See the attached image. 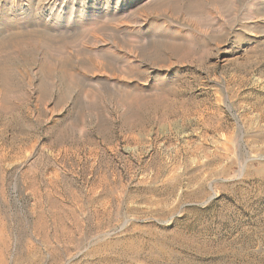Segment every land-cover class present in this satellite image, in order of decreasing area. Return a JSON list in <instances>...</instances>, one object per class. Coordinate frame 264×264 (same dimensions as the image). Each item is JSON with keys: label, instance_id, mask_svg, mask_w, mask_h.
I'll list each match as a JSON object with an SVG mask.
<instances>
[{"label": "rangeland", "instance_id": "rangeland-1", "mask_svg": "<svg viewBox=\"0 0 264 264\" xmlns=\"http://www.w3.org/2000/svg\"><path fill=\"white\" fill-rule=\"evenodd\" d=\"M39 1L0 0V264H264V7Z\"/></svg>", "mask_w": 264, "mask_h": 264}, {"label": "bare ground", "instance_id": "bare-ground-1", "mask_svg": "<svg viewBox=\"0 0 264 264\" xmlns=\"http://www.w3.org/2000/svg\"><path fill=\"white\" fill-rule=\"evenodd\" d=\"M32 1V0H31ZM39 1V0H38ZM77 1L78 0H40L37 4H36V11H38L39 13H42V15H43V19L45 18L46 20H47V23H61V22H63V21H65L66 19H68V20H77L78 22H81V23H84V22H86V21H88V20H90V19H92V17L90 16V15H87V12L86 11H77V6H76V3H77ZM105 1V5L103 6H100L99 5V2L97 3V4H95L96 6H95V10H96V14H98V16H100V15H102V16H104V20H110V22L111 21H113V19L115 18L114 16L116 15V14H120L121 13V15H124L125 13H126V11L127 10H130L129 9V7H130V4H131V0H104ZM171 1V0H170ZM228 1H230V0H228ZM69 2H71V5L69 6ZM190 2V1H189ZM198 2V1H197ZM234 2V1H233ZM34 3V2H33ZM96 3V2H95ZM153 3V2H152ZM60 4H61V6H60ZM154 4V3H153ZM193 4V3H192ZM200 4V3H199ZM235 4V3H234ZM31 5V4H30ZM156 5V4H155ZM198 5V4H197ZM69 6V7H68ZM196 6V5H195ZM199 7H201V5H198ZM208 6V5H207ZM189 7V6H188ZM203 7V6H202ZM264 7V0H254V1H252L251 3H250V8H251V10H253V11H257V10H259V9H261V8H263ZM69 8V9H68ZM141 8V7H140ZM191 8V7H190ZM195 8H197V7H195ZM195 8H194V10H195ZM210 8V7H209ZM15 9V8H14ZM198 9V8H197ZM201 9V8H200ZM12 10H13V8H12ZM31 10V9H30ZM189 10V9H188ZM212 10V9H211ZM211 10H210V12H211ZM10 11V10H9ZM139 11H140V9H139ZM259 11H261V10H259ZM1 12V11H0ZM132 12V11H131ZM136 12H138V11H136ZM199 12V11H198ZM207 12H208V9H207ZM262 12V11H261ZM201 13H202V11H201ZM205 13V12H204ZM1 14V13H0ZM199 14V13H198ZM38 15V14H37ZM130 15H132V14H130ZM141 15V14H140ZM200 15V14H199ZM201 15H207L206 13L205 14H201ZM211 15V14H210ZM264 15V14H263ZM262 15V17H264ZM145 16V15H144ZM143 16V17H144ZM188 16V15H187ZM191 16V15H190ZM34 17V16H33ZM32 17V18H33ZM39 17H41V16H39ZM93 17H95V20H97L96 18H99V17H96V16H94V14H93ZM125 17H128V16H125ZM124 17V18H125ZM132 17V16H131ZM138 17H140V16H138ZM195 17H197V16H195ZM201 17V16H200ZM207 17V16H206ZM124 18L122 17V19L124 20ZM141 18V17H140ZM203 17H201V19H202ZM208 18V17H207ZM12 19V18H11ZM41 19V18H40ZM116 19V18H115ZM129 19H131L130 17H129ZM138 19V18H137ZM137 19H136V21H135V18H134V23L136 22L137 23ZM145 19V18H144ZM1 20V19H0ZM9 20V19H8ZM95 20H93V21H95ZM118 20V19H117ZM132 20V19H131ZM98 21V20H97ZM122 21V20H121ZM196 21H197V19H196ZM3 22V21H2ZM1 22V23H2ZM67 22V21H66ZM114 22V21H113ZM127 22V21H126ZM130 22H132L131 24H133L134 25V23H133V21H130ZM144 22V21H143ZM4 23V22H3ZM8 23V22H7ZM90 23V22H89ZM88 23V24H89ZM96 22H94V23H92L94 26H96V27H98L99 25L97 24H95ZM145 23V22H144ZM143 23V24H144ZM162 23V22H161ZM13 24H15V23H13ZM41 24V23H40ZM39 24V25H40ZM91 24V25H92ZM110 24V23H109ZM114 24V23H113ZM113 24H111V25H113ZM116 24V23H115ZM114 24V25H115ZM124 24H126V23H124ZM128 25H131V24H129V23H127ZM126 24V26H122V24H119V25H121L120 27H119V25L117 24V26L119 27V28H124V32H130V30H128L130 27H128V25ZM146 24V23H145ZM202 24V23H201ZM1 25V24H0ZM10 25V24H9ZM8 25V26H9ZM44 25V24H43ZM46 25V24H45ZM44 25V26H45ZM52 25V24H51ZM66 25V24H65ZM83 25V24H82ZM102 25H104V24H100V26L102 27ZM107 25H108V22H107ZM142 25V24H141ZM38 26V25H37ZM71 26V25H70ZM116 26V27H117ZM172 26V25H171ZM203 26V25H202ZM208 26V25H207ZM2 27V26H1ZM0 27V28H1ZM6 27V26H5ZM48 27V26H47ZM85 27H87V26H85ZM95 27V28H96ZM104 27V26H103ZM106 27V26H105ZM110 26L108 25V28H109ZM113 26H111V28H112ZM197 27H199V25L197 26ZM4 28V27H3ZM12 28V27H11ZM46 28V27H45ZM100 28V27H99ZM48 29H51V28H48ZM47 29V30H48ZM53 29V28H52ZM56 29V28H55ZM54 29V30H55ZM87 29V28H86ZM93 29H94V27H93ZM131 29V28H130ZM152 29L154 30V29H159L158 31H156L155 33H157L158 35H164V36H167V38H169V39H172L173 41H178L179 43L180 42H186L187 40L189 41L190 39H195V34H193L191 31H189V32H187L186 31V33H180V32H178V30H176V29H173V28H170V29H168V27L166 28V27H164V26H154V27H152ZM178 29V28H177ZM179 29H180V27H179ZM182 29V28H181ZM6 30V29H5ZM10 31H11V29H9ZM89 30H91V29H89ZM97 30V29H96ZM113 30L114 29H112V31H111V33L113 32ZM122 30V29H121ZM140 30H141V28H140ZM194 30V29H193ZM1 31V30H0ZM49 31H51V30H49ZM99 31V30H98ZM100 31H102V28H101V30ZM105 31V30H104ZM149 31V30H148ZM56 32V31H55ZM86 32V31H85ZM90 32V31H89ZM93 32H94V30H93ZM138 32V31H137ZM1 33V32H0ZM6 33H7V31H6ZM16 33V32H15ZM23 33V32H22ZM49 33V32H48ZM98 33V32H97ZM17 34V36H19L18 35V33H16ZM16 34H15V36H16ZM19 34H20V32H19ZM87 34H88V32H87ZM91 34V33H90ZM93 34V33H92ZM115 34H117V33H115ZM115 34H113V35H115ZM125 34V33H124ZM1 35H3V34H0V36ZM14 35V34H13ZM93 35H95V34H93ZM6 36V35H5ZM8 36V35H7ZM15 36H13V37H15ZM16 36V37H17ZM96 36V35H95ZM116 36V35H115ZM124 36V35H123ZM128 36V35H127ZM154 36V35H153ZM145 37V36H144ZM155 37V36H154ZM159 37V36H158ZM19 38V37H18ZM29 38V37H28ZM31 38H32V36H31ZM34 38V37H33ZM32 38V39H33ZM92 38H94V36H92ZM97 38V37H96ZM94 38V40L93 41H96L97 42V39H99L100 38V36H99V38ZM133 38H135V37H133ZM138 38V37H137ZM161 38V37H160ZM159 38V39H160ZM165 38V37H164ZM5 39H7V38H5ZM156 39V38H155ZM30 40V39H29ZM34 40H36V39H34ZM130 40V39H129ZM135 40V39H134ZM157 40V39H156ZM40 41H42L41 39H40ZM92 41V42H93ZM104 41V40H103ZM149 41V40H148ZM155 41V40H154ZM20 42V41H19ZM32 42H33V40H32ZM76 42V41H75ZM79 41H77L76 43H78ZM80 42H81V40H80ZM86 42H88V40L86 41ZM90 42V41H89ZM96 42H94V45L95 44H98V43H96ZM2 43H3V40H2ZM5 43V42H4ZM8 43H10V41L8 42ZM22 43V42H21ZM34 43V42H33ZM105 43V42H104ZM150 43V42H149ZM172 43V42H171ZM193 43V42H192ZM41 44V43H40ZM63 44H64V42H63ZM80 44V43H79ZM88 44H90V43H88ZM174 45H175V42L173 43ZM183 44V43H182ZM27 45H28V43H27ZM70 45V44H69ZM85 45H87V43L85 44ZM84 45V46H85ZM93 45V46H94ZM98 45H100V44H98ZM177 45V44H176ZM180 45V44H179ZM13 46V45H12ZM31 46V45H30ZM30 46H27L28 48L30 47ZM33 46V45H32ZM32 46H31V48H32ZM37 46H38V43H37ZM43 46V45H42ZM45 46V45H44ZM64 46V45H63ZM81 46V45H80ZM83 46V45H82ZM88 46H90V45H87V47ZM106 46V45H105ZM178 46V45H177ZM18 47V46H17ZM61 47V46H60ZM75 47H76V45H75ZM92 47V46H91ZM90 47V48H91ZM98 47V46H97ZM104 47V46H103ZM3 48V47H2ZM4 48H5V45H4ZM14 48V47H13ZM24 47H22V49H23ZM50 48V47H49ZM85 48H86V46H85ZM94 48V47H93ZM99 48V47H98ZM110 48H112V47H110ZM1 49V48H0ZM27 49V48H26ZM51 49V48H50ZM63 49V48H62ZM82 49V48H81ZM87 49H89V48H87ZM97 49V48H96ZM108 49V48H107ZM6 50L8 51V48H6ZM55 50V49H54ZM64 50V49H63ZM68 50V49H67ZM73 50V49H72ZM90 50V49H89ZM65 51V50H64ZM71 51V50H70ZM78 51V50H77ZM111 51V50H110ZM110 51H108V52H110ZM2 52V51H1ZM13 52V51H12ZM58 52H59V50H58ZM62 52V51H61ZM82 52V51H81ZM81 52H79V53H81ZM100 52H102V51H100ZM106 52V51H105ZM116 51H114V53H115ZM8 53H11V51L9 52L8 51ZM14 53V52H13ZM60 53V52H59ZM64 53H68V51H66V52H64ZM84 53H85V51H84ZM94 53V52H93ZM5 54V53H4ZM96 54V53H95ZM98 54V53H97ZM1 55V54H0ZM3 55V54H2ZM1 55V56H2ZM7 55V54H6ZM5 55V56H6ZM10 55V54H9ZM58 55V54H57ZM60 55V54H59ZM58 55V56H59ZM64 55V54H63ZM0 56V57H1ZM8 56V55H7ZM62 56V55H61ZM3 57V56H2ZM60 57V56H59ZM6 57H4V59H5ZM8 58H9V56H8ZM1 60V59H0ZM1 62V61H0Z\"/></svg>", "mask_w": 264, "mask_h": 264}]
</instances>
